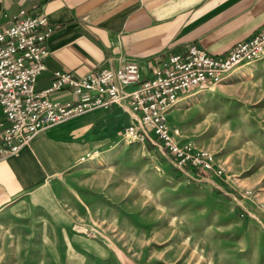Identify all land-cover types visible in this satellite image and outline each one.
<instances>
[{
  "label": "rangeland",
  "instance_id": "374dc122",
  "mask_svg": "<svg viewBox=\"0 0 264 264\" xmlns=\"http://www.w3.org/2000/svg\"><path fill=\"white\" fill-rule=\"evenodd\" d=\"M259 58L169 108L174 139L210 166L124 134L108 162L96 155L28 195L0 225V264H264Z\"/></svg>",
  "mask_w": 264,
  "mask_h": 264
},
{
  "label": "crops",
  "instance_id": "0c3cea01",
  "mask_svg": "<svg viewBox=\"0 0 264 264\" xmlns=\"http://www.w3.org/2000/svg\"><path fill=\"white\" fill-rule=\"evenodd\" d=\"M21 9L31 15L45 12L55 28L37 90L51 85L56 70L81 75L118 67L125 59L139 61L144 79L164 58L190 44L225 57L264 27V0H0V25ZM47 97L66 101L73 92L64 87ZM133 115L118 104L90 110L46 126L1 160L0 225L11 220L28 195L50 193L54 180L70 176L96 155L108 162L112 155H104L124 136Z\"/></svg>",
  "mask_w": 264,
  "mask_h": 264
},
{
  "label": "built area",
  "instance_id": "2783aa9c",
  "mask_svg": "<svg viewBox=\"0 0 264 264\" xmlns=\"http://www.w3.org/2000/svg\"><path fill=\"white\" fill-rule=\"evenodd\" d=\"M54 31L43 11L31 15L21 9L0 25V161L19 152L46 126L118 104L134 114L125 134L159 140L180 163L191 159L208 167L206 159L194 157L174 139L167 126L169 108L181 94L217 82L227 70L264 54L263 27L235 44L225 57L190 44L185 51L164 58L144 79L139 61L125 59L118 67L105 66L81 75L56 70L51 85L37 90L36 79L47 69V42ZM64 87L72 90L73 99L47 97Z\"/></svg>",
  "mask_w": 264,
  "mask_h": 264
},
{
  "label": "bare ground",
  "instance_id": "6f19581e",
  "mask_svg": "<svg viewBox=\"0 0 264 264\" xmlns=\"http://www.w3.org/2000/svg\"><path fill=\"white\" fill-rule=\"evenodd\" d=\"M187 99H188V97H183V98H181V99L179 98L178 101H181V100H182V101H186ZM184 103H185V102H184Z\"/></svg>",
  "mask_w": 264,
  "mask_h": 264
},
{
  "label": "trees",
  "instance_id": "16d2710c",
  "mask_svg": "<svg viewBox=\"0 0 264 264\" xmlns=\"http://www.w3.org/2000/svg\"><path fill=\"white\" fill-rule=\"evenodd\" d=\"M187 167H189V165H187Z\"/></svg>",
  "mask_w": 264,
  "mask_h": 264
}]
</instances>
